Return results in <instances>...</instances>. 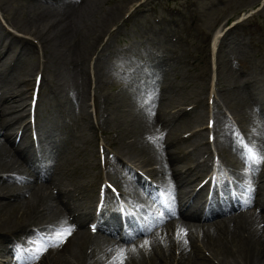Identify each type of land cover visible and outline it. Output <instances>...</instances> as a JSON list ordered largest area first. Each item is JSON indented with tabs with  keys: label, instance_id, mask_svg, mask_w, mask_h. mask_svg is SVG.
<instances>
[{
	"label": "bare ground",
	"instance_id": "1",
	"mask_svg": "<svg viewBox=\"0 0 264 264\" xmlns=\"http://www.w3.org/2000/svg\"><path fill=\"white\" fill-rule=\"evenodd\" d=\"M26 1L27 5L23 7L19 21L17 18L20 13L16 9H12V13L5 16V21L13 29L31 36L33 41L7 34L0 25V58L6 53L11 59L8 65L0 63V173L15 174L0 175V232H3L0 235V251L14 252L13 248L7 249V245L3 246L4 241L12 237L16 245L21 243L25 247L21 264L29 263L37 255V248L45 245H52L47 247L45 251L47 254L43 258L50 264H58L59 261L61 262L59 264H66L62 262L64 258H69L72 264H111L121 251L124 252L122 264H170L172 261L174 264H264V121L250 117L244 124L248 145L245 146L246 152L240 156L243 165L240 169L233 164L234 167L228 172L237 196L230 203L226 202L216 207L208 204L204 207L203 203L196 201L203 187L196 190L194 187L191 188L202 171L195 165L189 166L190 153H183V146L173 142V136L177 134L173 132V126L179 121L175 119L173 123V120H169L172 121L170 123L172 127L166 124L168 129H165L164 117L168 112L163 109L166 103L164 98L151 95L154 93L153 90L150 95H142V98L136 93L137 95L132 98L133 102L129 104L137 108V115L134 113L135 119L132 121L133 140L129 147H126L130 157L136 158L133 162L142 170L145 168L146 175L155 187L150 186L145 180H140V176L134 173L131 179L117 176L113 179V186L120 195L134 204H143V196L149 195L145 193L155 189L162 192L180 189L186 198L184 202L186 205L179 209L175 203L169 213L172 217L173 215L178 217L177 226L174 227L175 225L169 222V214H164L162 217H155L149 224L128 231H120L115 224L102 223L95 229L97 234H92L88 226L86 228L87 206L74 197L78 177L73 172L74 162L68 152L73 150L81 157L89 155L87 146H90L89 140H92L94 134L88 113L85 111V88L86 86L88 88L86 62L90 57V51L99 43L103 30L116 20L119 11L112 7L105 16L98 17L93 23L90 14L95 13L99 0ZM222 30L223 28L216 31L212 37L211 56L213 42ZM232 34L235 36L237 32L234 31ZM106 46L107 43L104 48ZM34 50L40 52L46 63L60 62L58 63L60 68H67L73 75V82L68 87L64 85L66 88L63 89L71 95L63 93L65 98L64 96L61 98L60 93L55 92L52 85H47L45 92L39 94L35 101L34 113L37 110L38 115L39 108L48 102L50 113H55L53 119L57 115L61 120V122L52 120V127L61 136L59 139L61 142L49 150L42 151L44 160L50 162L48 166L32 153L31 144L25 134L27 123H19L25 121L23 115L27 114L22 96L28 95L30 98L28 93L30 85L22 75L35 68L33 63L28 61ZM234 62L242 68L235 76L232 74V68H228L225 62H219L220 71L225 73L227 81H232L235 87L234 89L231 87L229 91L225 90L228 92L224 102L234 116L244 120L249 115L245 112V107L249 109L257 104L254 95L256 88L255 84L248 82L247 77H250L247 74L250 68H246L248 61L240 57ZM154 72L158 73L156 69ZM155 73L148 74L151 80L154 79ZM127 76L128 74L124 78ZM40 78L46 82L42 74ZM168 91L170 89L167 88L164 92ZM113 100L109 106L104 105V110L108 111L109 117L117 110L113 114L116 120L117 114L131 99L115 94ZM97 109L100 110L99 107ZM67 111L70 114L77 113V117L81 119L79 124L81 128L77 127L70 135L65 133L66 129L61 124ZM109 117L103 120L107 121ZM103 120L100 122H105ZM118 122L116 124L120 127ZM17 130L18 140L15 141ZM108 163L112 164L111 161ZM243 168L246 170L243 171ZM33 182L39 186L36 185V188L32 185ZM50 187L55 188L56 192L52 193ZM92 188L90 184L89 189ZM40 189L43 190V194L39 193ZM192 191L188 197V192ZM232 210L234 211L226 216ZM222 214L224 217H219ZM200 221L202 222L199 223ZM30 226L40 229L44 239L40 240L31 233L24 234ZM67 229H71L70 235L66 236L65 242L61 245L55 246L56 240L51 238L56 237L57 232ZM8 230L9 235L6 234ZM168 230L170 234L163 235ZM211 259L216 261L213 262ZM44 260L37 264H48ZM117 264H120L119 259Z\"/></svg>",
	"mask_w": 264,
	"mask_h": 264
},
{
	"label": "rangeland",
	"instance_id": "2",
	"mask_svg": "<svg viewBox=\"0 0 264 264\" xmlns=\"http://www.w3.org/2000/svg\"><path fill=\"white\" fill-rule=\"evenodd\" d=\"M135 2H137V4H135ZM131 4L133 5L132 9L126 12L125 9L128 8ZM26 5V0H0V23L7 30V32L15 34L17 36H28L13 29L12 27H9L4 22V20H6L5 16L9 13H12V9H16V11H19L20 14H18L17 18V20L19 21L21 19V12L23 10V7H25ZM111 8L118 10L119 14L115 17L116 20L110 23L106 30H103L97 47L90 51V57H88L86 62V70L88 71L87 76L89 78L88 89L92 86L94 87L96 95L95 98L103 99L106 96H110L105 99L107 101L104 102L106 106H109L114 102L113 98L115 94H119L121 97H130L131 100L126 104L127 106L122 107L120 113L117 114L116 120H114L115 116L113 114L117 110L112 112L110 117L108 113H104L105 117H109V119H107V124H103L101 126L99 120L97 121V124L94 125L95 132L93 129L94 135L92 136V140H89L90 146H88L89 155L86 156L87 158L81 157V155L78 156V154L73 150L69 151V156L71 155V158L76 166L75 175L78 177V180H85L87 176H91L94 173L96 174V177L99 176V165L96 162V149L98 144L106 147V143H109L107 145L108 151L117 153L121 157L124 156L126 159H130L131 161L136 160V158L130 157L127 152L128 148L126 147H129V143L131 142V140H133L131 129L132 121L133 119H135L133 118V115L134 113L137 115V108H135L134 105L133 107L129 104L133 102L132 98L137 95L136 93L140 94V98H142V95H150L154 91V93L151 94L153 95L156 93L157 88L163 84V86L167 85L166 90L167 88L168 90L170 89V91H168L167 93H169L168 99L172 102L171 105H174V103L177 102L176 100L178 99H180L179 101H181L182 99V102L185 103L189 100L197 99L199 95L200 97H203L204 93L198 95L197 93H195L196 87L193 86L194 83L193 85H187L183 84L181 81H186L188 78H196L197 75L205 67L208 66L207 61L204 62V54L208 49V39L210 37V33L215 29L211 34L212 39L216 31L223 28V26H221L223 22L227 21V24H233V20L237 21V19H239L244 13H247L246 15L248 16H246L244 19H241L237 23L234 22L235 24H233V27H230L228 30L224 31L223 36L216 43L215 59L217 60L218 63L216 64H218L219 67V62H225L228 68H232V74L233 76H235L237 74V71L236 67L234 68L233 66L234 64L232 65V59L241 57V55L244 54L246 50L251 51L248 56V64L246 68H250L247 74L250 75L251 78H248L250 80L252 79L251 81H253V83L255 84L256 89H254V95L255 103H257L255 104V107L257 110L253 111L252 107L251 109L256 114V116L259 115V118L260 114H262L263 117L261 119L264 121V0H99L97 7H95L94 10L96 14H90V18L92 17L91 20L93 21V23L96 22L98 17L100 18V16H105V14H107L109 12V9ZM234 31H237L240 36H234L232 34V32ZM18 38L23 39L24 37ZM24 39H28V37ZM30 41H33V38ZM106 43L107 46L105 47V49L104 45ZM171 46H174L176 49ZM100 51L101 54H99ZM151 51L158 54L159 58H162L167 53L168 57H163V61L161 62H159V59L156 57L155 62H153L151 67L148 68L149 71H144L143 68L140 71V63L138 61L140 60L141 62H143V57L144 59H148L149 55L155 56ZM38 52L39 51L34 50L32 54L33 56H31L28 61H31L33 65L35 64L36 70L37 68H41L42 65L44 66L43 69L45 71L47 79L49 80V83H51L53 87H55L56 92L58 90L61 98H63V96L65 98V95H63V93L67 94V96L71 95V93L63 90L66 88L65 86L68 87L70 86L69 84L73 82V75L71 71L67 68H60L61 66H59L58 64L60 62L55 63L48 61L46 63L45 59H43ZM170 52L173 54H171ZM6 58H8L9 60ZM0 63H2V65L3 63L4 65H8V63H11V59L6 55V57L2 59L0 58ZM133 65H135L136 68H134ZM162 68H164L163 71ZM127 69L129 70V74L127 78H124L127 75ZM155 69L158 73L154 72ZM36 70H32L31 72L22 75V77L24 76L23 78L29 83L28 79L30 78L31 80V77ZM216 70L217 68L215 69L216 77L218 79L219 75L220 81L217 80V84L215 87L216 92H214L215 101L213 100V105L214 107L216 106V111H219V115L217 118H219L218 129H220L221 127H226L225 122H223L225 120L223 114H226V112H231V115L234 114L226 106L224 97L231 87V89H234L235 87L232 81H227L228 78L224 76L225 73L223 74L220 69L218 71ZM159 71H162V74H160V76H157V74L159 75L160 73ZM152 73H155L156 75L154 76V79L151 80L150 75L148 76V74ZM164 73H166V75H164ZM39 74L40 77L41 74L43 75V78L45 77L44 73L39 72ZM44 79L47 82V79ZM125 79L127 81H125ZM166 82L174 83L176 85H171V87L170 83L166 84ZM45 86H47V83L45 84ZM179 86L183 90L179 89ZM172 93L175 94L173 95ZM186 95L189 98L186 97ZM259 95H261V97ZM27 96L28 95H26L25 97ZM25 97L22 96V99H24ZM86 97L87 86L85 88V111H87ZM258 101L260 102V104H258ZM25 103L27 104V99H25ZM46 103L48 104V102ZM167 104L168 102H166V107L165 109H163L168 112V115L166 114V116L164 117L166 119V122L169 120V118L173 120L178 117L172 110L173 108H169L171 105L169 106V104ZM217 106L219 108H217ZM168 110H171L172 112H169ZM199 111L184 118L179 117V119H177V121H179L177 124L178 126H173V132L179 133L180 125H185L184 123L187 124V122L191 123L198 120L201 114V109H199ZM39 114L40 115H38L37 117V121H39L37 122V128L39 129V132L42 136L41 143L43 145L40 149H42L43 147H46L45 149H49L61 142V140H59L61 136L52 127V120L59 122H61V120L57 115H55V118L53 119L55 113L51 114L47 105L40 107ZM69 114L70 113L67 111L64 121L61 123L66 129L65 133L67 135L71 134L67 131L68 122L71 125L72 129L74 121L77 123L76 128H81L79 125L81 123V119L79 116L77 117L78 114H70L71 116ZM69 117L70 119L69 121H67L66 118ZM72 117L74 118V121L71 120ZM200 120H204V114L202 115ZM115 121H119L118 123L121 126L118 127ZM19 123L25 124L24 121H20ZM164 123L163 125L167 130L168 125L166 126V123ZM18 124L16 127H18ZM224 131H222V133ZM50 133H53L55 135H50ZM224 133L220 138L221 140H217L219 144L222 143V145H219V147L223 148L225 154L229 155L228 158L233 161V164L236 167H240L241 169L243 162L241 161L240 157H237L236 154H233V151L230 148H227V137L224 135ZM199 135L204 139L203 134L199 133ZM179 136H181V134L177 137ZM227 136L229 137V135ZM223 143L226 145H224ZM39 156H42V150ZM49 164L50 162L44 163V165L46 166H48ZM112 168L111 175L113 178L117 177L116 173H118L120 177L128 178V171L126 169L123 170L122 167L118 168V166L115 165L112 166ZM242 170L245 171L246 169L243 168ZM32 185L35 187L36 185L39 186L38 184H34V182L32 183ZM39 191L40 194H43L42 189H40ZM87 199L88 201H91L93 198ZM5 243L6 241H4L3 246H5Z\"/></svg>",
	"mask_w": 264,
	"mask_h": 264
},
{
	"label": "snow or ice",
	"instance_id": "3",
	"mask_svg": "<svg viewBox=\"0 0 264 264\" xmlns=\"http://www.w3.org/2000/svg\"><path fill=\"white\" fill-rule=\"evenodd\" d=\"M253 158H255V157H253ZM70 233H71V229L61 230V231L57 232L56 237H53V238H51V239L56 240V245H55V246H58L59 243H62V242H63V239L66 238L67 235H70ZM145 243H147V242H145ZM48 246H52V245H45V246H43V247H41V248H37V254H40V253H42L43 251H46ZM123 256H124V252L121 251V252L118 254V258H115V259L111 262V264H117V259H119L120 264H122V258H123Z\"/></svg>",
	"mask_w": 264,
	"mask_h": 264
}]
</instances>
